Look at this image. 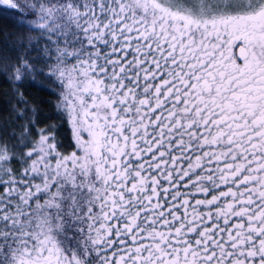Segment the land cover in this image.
I'll return each instance as SVG.
<instances>
[{"label":"snow or ice","instance_id":"obj_1","mask_svg":"<svg viewBox=\"0 0 264 264\" xmlns=\"http://www.w3.org/2000/svg\"><path fill=\"white\" fill-rule=\"evenodd\" d=\"M0 86V264H264V0H0Z\"/></svg>","mask_w":264,"mask_h":264},{"label":"trees","instance_id":"obj_2","mask_svg":"<svg viewBox=\"0 0 264 264\" xmlns=\"http://www.w3.org/2000/svg\"><path fill=\"white\" fill-rule=\"evenodd\" d=\"M29 90L31 92H33V93H38L40 95V97L42 99H44V100L54 99V97L48 91H38L35 88L29 89ZM4 99H5V94H4V91H3L2 86H0V111H2L3 108L5 107V105H4Z\"/></svg>","mask_w":264,"mask_h":264}]
</instances>
